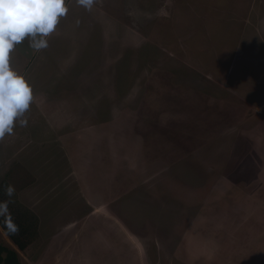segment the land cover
Returning <instances> with one entry per match:
<instances>
[{
	"label": "rangeland",
	"instance_id": "374dc122",
	"mask_svg": "<svg viewBox=\"0 0 264 264\" xmlns=\"http://www.w3.org/2000/svg\"><path fill=\"white\" fill-rule=\"evenodd\" d=\"M0 186L20 264H264V0H67ZM98 208V210H96Z\"/></svg>",
	"mask_w": 264,
	"mask_h": 264
},
{
	"label": "clouds",
	"instance_id": "9594fccd",
	"mask_svg": "<svg viewBox=\"0 0 264 264\" xmlns=\"http://www.w3.org/2000/svg\"><path fill=\"white\" fill-rule=\"evenodd\" d=\"M75 3L91 10L95 0ZM68 10L67 0H0V140L13 136L17 126H27L25 113L34 100L32 84L12 66V51L25 40L34 52L46 49L48 37ZM5 192L11 197L14 189L8 186ZM0 217L9 232L18 231L10 219L7 201H0Z\"/></svg>",
	"mask_w": 264,
	"mask_h": 264
},
{
	"label": "trees",
	"instance_id": "16d2710c",
	"mask_svg": "<svg viewBox=\"0 0 264 264\" xmlns=\"http://www.w3.org/2000/svg\"><path fill=\"white\" fill-rule=\"evenodd\" d=\"M5 184L6 182L3 181L0 186V201L8 202L10 219L18 226V231L15 233L9 232L4 227L5 220L3 217H0V226L17 246L18 250L23 251L36 237L39 222L38 217L17 200L11 202V199H8L9 197L5 194ZM0 264H20L18 251L0 242Z\"/></svg>",
	"mask_w": 264,
	"mask_h": 264
},
{
	"label": "crops",
	"instance_id": "0c3cea01",
	"mask_svg": "<svg viewBox=\"0 0 264 264\" xmlns=\"http://www.w3.org/2000/svg\"><path fill=\"white\" fill-rule=\"evenodd\" d=\"M96 210H98V208H96ZM2 228V227H1ZM2 230H3V228H2ZM4 231V230H3ZM5 232V231H4Z\"/></svg>",
	"mask_w": 264,
	"mask_h": 264
}]
</instances>
